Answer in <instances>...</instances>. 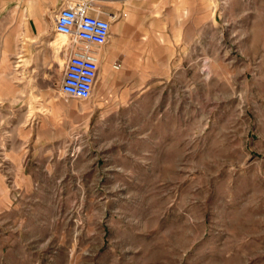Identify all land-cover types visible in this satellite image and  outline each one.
<instances>
[{"label": "rangeland", "instance_id": "1", "mask_svg": "<svg viewBox=\"0 0 264 264\" xmlns=\"http://www.w3.org/2000/svg\"><path fill=\"white\" fill-rule=\"evenodd\" d=\"M181 10V52L119 112L62 95L65 49L15 58L0 264H264V0Z\"/></svg>", "mask_w": 264, "mask_h": 264}, {"label": "crops", "instance_id": "2", "mask_svg": "<svg viewBox=\"0 0 264 264\" xmlns=\"http://www.w3.org/2000/svg\"><path fill=\"white\" fill-rule=\"evenodd\" d=\"M71 1L77 0H0V104L14 102L17 96L12 91L16 86L12 78L16 70L13 62L24 60L15 58L32 55L34 49L39 52L45 44L59 54L69 43L66 36L56 34L53 39V27L57 11ZM78 1L92 2L100 16L114 23L108 44L91 46V53L99 61L93 104L101 113L119 112L120 107L131 106L129 101L137 92L162 76L164 63L181 52L184 45L181 0ZM79 45L84 44H71L72 48ZM115 64L119 67L115 68ZM17 97L18 101H25L24 95ZM113 103L118 104L117 108L102 110ZM56 117L60 126L63 122ZM5 179L0 167V211L10 200Z\"/></svg>", "mask_w": 264, "mask_h": 264}, {"label": "built area", "instance_id": "3", "mask_svg": "<svg viewBox=\"0 0 264 264\" xmlns=\"http://www.w3.org/2000/svg\"><path fill=\"white\" fill-rule=\"evenodd\" d=\"M111 29V20L100 16L92 2L71 1L57 11L53 30L58 35H66L69 40L64 47V78L60 84L63 96L78 100L93 97L99 61L91 53V46L108 44ZM79 42L84 45L72 48L71 44Z\"/></svg>", "mask_w": 264, "mask_h": 264}, {"label": "bare ground", "instance_id": "4", "mask_svg": "<svg viewBox=\"0 0 264 264\" xmlns=\"http://www.w3.org/2000/svg\"><path fill=\"white\" fill-rule=\"evenodd\" d=\"M59 36H62V38H63V36H66V35H59ZM67 37V36H66Z\"/></svg>", "mask_w": 264, "mask_h": 264}]
</instances>
